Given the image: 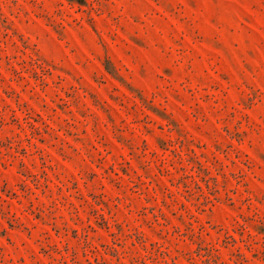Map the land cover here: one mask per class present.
<instances>
[{
  "label": "rangeland",
  "instance_id": "1",
  "mask_svg": "<svg viewBox=\"0 0 264 264\" xmlns=\"http://www.w3.org/2000/svg\"><path fill=\"white\" fill-rule=\"evenodd\" d=\"M0 264H264V0H0Z\"/></svg>",
  "mask_w": 264,
  "mask_h": 264
}]
</instances>
